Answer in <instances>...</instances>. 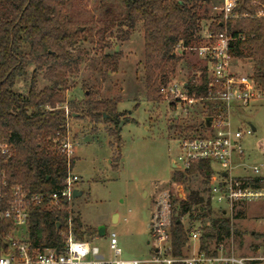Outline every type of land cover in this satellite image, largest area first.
Segmentation results:
<instances>
[{
    "label": "trees",
    "instance_id": "obj_1",
    "mask_svg": "<svg viewBox=\"0 0 264 264\" xmlns=\"http://www.w3.org/2000/svg\"><path fill=\"white\" fill-rule=\"evenodd\" d=\"M102 2L104 10L97 22L102 34L124 42L137 26L141 28L143 83L148 102L162 100L160 88L173 81L172 76L186 51L203 44L200 36L203 21H209L207 30L212 35L226 31L234 38L230 55L251 66L250 76L264 92V18L256 17L258 8L253 0H239L234 16L226 21L219 14L211 18L200 0ZM68 3L69 0H0V145L6 144L10 149L7 157H0V169L7 181V186L0 189L3 196L0 209L6 208L5 200L11 187L44 196L62 190L73 160L60 152L59 144L68 137V121L73 114L109 123L110 146L117 153L122 145L120 126L133 121L126 118V113L117 111L120 100H95L89 90H84L83 104L67 103L68 79L79 73L85 57L75 46L85 38L93 40L88 23L69 19ZM96 43L101 49L109 47L105 38ZM121 58L119 52L100 55L98 67L102 79L117 72ZM197 70V82L187 80L185 88L188 97L199 100L208 97V80L204 66ZM202 103L213 112L209 102ZM203 127L204 119L183 128L179 135L196 136ZM211 174L210 163L192 162L184 173L174 171L171 177L172 183H178L182 178L197 176L206 193L203 196L198 191H190L183 200L170 196V256L174 259L184 258L183 250L188 243L189 231L181 221L185 216L199 225L198 253L214 255V249L228 240L231 233L241 236L231 219L221 214L211 217L207 196ZM242 217L243 213L238 212L233 219ZM69 224L79 240L97 236L95 229L81 225L71 206L63 200L50 209L42 206L30 209L26 239L34 247L60 252L62 233ZM251 235L261 238L264 245L263 235ZM252 248L257 250V247Z\"/></svg>",
    "mask_w": 264,
    "mask_h": 264
},
{
    "label": "rangeland",
    "instance_id": "obj_2",
    "mask_svg": "<svg viewBox=\"0 0 264 264\" xmlns=\"http://www.w3.org/2000/svg\"><path fill=\"white\" fill-rule=\"evenodd\" d=\"M200 1L211 18L218 15L214 8L221 6V0ZM103 6L102 0H69L66 6L69 19L89 24L93 40L85 38L75 46L85 53V57L81 60L79 73L68 79L65 98L68 104H83L84 90H89L95 100L118 99L117 111L126 113V118L133 121L120 126L122 145L117 153L110 146L109 123L103 120L94 122L77 115L69 119L68 140L73 152L70 173L79 179L75 188L81 192L79 197L72 199L71 209L84 228L96 231L99 227L104 228L103 237L97 235L88 239L102 258L147 261L155 248L148 226L162 195L183 200L190 191H198L206 196L197 176L182 178L178 183L171 182L176 171L172 168V161L177 153L174 141L180 137L183 128L199 123L212 113L203 103L187 108L171 104L164 98L148 102L143 83L141 28L137 26L124 42L102 34L97 22L102 18ZM208 24L209 21L201 23L202 38ZM101 38L109 41L108 48L98 46L96 41ZM118 52L122 58L117 72L102 79L98 67L100 55ZM201 66L203 63L196 52L187 50L172 76L173 82L183 84L190 79L197 82V68ZM233 66L235 73L251 75L248 63L234 60ZM231 125L233 129L254 128L252 135L242 140L243 163L248 169L253 166L260 168L261 175H264V100L247 109L237 110ZM235 175H240V172ZM247 175H251L250 171ZM241 211L243 217L232 220L241 236H234L232 244H227V250H232L239 257H248L254 253L252 247L264 248L262 239L251 235L264 236V204L250 203L244 205ZM211 212L213 218L220 216L215 208L211 207ZM114 215L117 216L115 221ZM181 221L186 231L199 227L186 216ZM110 233L116 235L120 256H114L109 248ZM197 253L198 241L188 239L183 250L184 257Z\"/></svg>",
    "mask_w": 264,
    "mask_h": 264
},
{
    "label": "built area",
    "instance_id": "obj_3",
    "mask_svg": "<svg viewBox=\"0 0 264 264\" xmlns=\"http://www.w3.org/2000/svg\"><path fill=\"white\" fill-rule=\"evenodd\" d=\"M239 0H221V6L214 8L226 21L232 18ZM257 6L256 17L264 18V0H253ZM203 44L194 50L207 72L208 97L196 100L188 97L185 86L171 82L160 88V95L171 104L191 108L202 102L213 106L210 127L201 128L196 136H181L174 141L177 149L172 161L177 172L184 173L192 162L210 163L212 174L209 179L207 196L212 208L233 220L244 205L250 203L264 204V175L260 168L248 169L244 165L242 140L251 136L252 128L233 129L232 116L237 110H244L264 100V92L256 85L251 76L235 73L230 55V44L234 38L226 31L212 35L206 29ZM179 49V46H177ZM206 119V118H205ZM59 150L68 158L72 156V145L68 137L59 144ZM10 154L9 146L0 145V157ZM250 171L251 175H247ZM240 172V175H235ZM79 179L69 173L64 179V186L59 192L48 196L30 194L21 187H11L6 196V208L0 209V264H264V248L257 249L251 256L239 257L227 244H232L234 235L219 244L216 254L197 253L191 257L174 259L170 256V220L171 203L168 194L162 195L156 203L148 226L155 241L154 253L147 261L106 260L99 255L98 249L89 240H79L69 224L62 233L63 246L60 252L53 248L34 247L26 239L27 220L30 209L42 206L45 209L56 207L61 201L71 206ZM7 186L5 173L0 169V189ZM3 196L0 193V200ZM200 232L192 229L188 233L190 240L199 239ZM109 248L114 256H120L116 248L117 238L114 233L108 236Z\"/></svg>",
    "mask_w": 264,
    "mask_h": 264
},
{
    "label": "water",
    "instance_id": "obj_4",
    "mask_svg": "<svg viewBox=\"0 0 264 264\" xmlns=\"http://www.w3.org/2000/svg\"><path fill=\"white\" fill-rule=\"evenodd\" d=\"M182 85L183 86H186L185 83H183ZM73 116H74V114H73ZM210 121H211L210 118L204 119V127L205 128H209L210 127ZM252 131L254 132V128H252ZM172 168L175 169V166H174L173 162H172ZM80 195H81V192H78L77 190L73 192V197L74 198L75 197H79ZM116 218H117V216L114 215L113 216L114 221H115ZM57 228H58V225H57ZM104 233H105V231H104V228L103 227L97 228V235L99 237H103Z\"/></svg>",
    "mask_w": 264,
    "mask_h": 264
}]
</instances>
